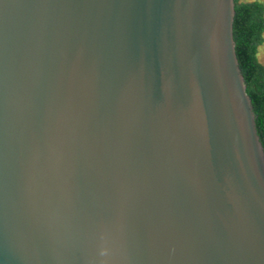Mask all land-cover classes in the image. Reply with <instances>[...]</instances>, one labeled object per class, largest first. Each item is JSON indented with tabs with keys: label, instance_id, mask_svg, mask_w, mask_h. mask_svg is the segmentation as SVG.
<instances>
[{
	"label": "water",
	"instance_id": "obj_1",
	"mask_svg": "<svg viewBox=\"0 0 264 264\" xmlns=\"http://www.w3.org/2000/svg\"><path fill=\"white\" fill-rule=\"evenodd\" d=\"M235 15L0 0V264H264Z\"/></svg>",
	"mask_w": 264,
	"mask_h": 264
},
{
	"label": "trees",
	"instance_id": "obj_2",
	"mask_svg": "<svg viewBox=\"0 0 264 264\" xmlns=\"http://www.w3.org/2000/svg\"><path fill=\"white\" fill-rule=\"evenodd\" d=\"M234 38L236 52L256 114L258 133L264 146V63L258 53L264 44V2L235 0Z\"/></svg>",
	"mask_w": 264,
	"mask_h": 264
},
{
	"label": "rangeland",
	"instance_id": "obj_3",
	"mask_svg": "<svg viewBox=\"0 0 264 264\" xmlns=\"http://www.w3.org/2000/svg\"><path fill=\"white\" fill-rule=\"evenodd\" d=\"M262 1L264 2V0ZM258 58L260 62L264 63V44L259 49Z\"/></svg>",
	"mask_w": 264,
	"mask_h": 264
}]
</instances>
